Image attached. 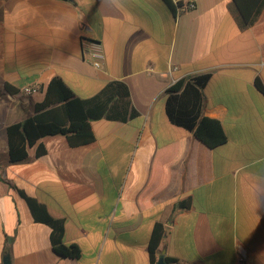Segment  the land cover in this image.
<instances>
[{"label": "crops", "instance_id": "crops-1", "mask_svg": "<svg viewBox=\"0 0 264 264\" xmlns=\"http://www.w3.org/2000/svg\"><path fill=\"white\" fill-rule=\"evenodd\" d=\"M172 1L194 6L0 0V264L7 238L11 264H151L156 222L165 264H236L237 249L264 264V91L255 82L264 87V7L241 27L232 0ZM87 42L99 45V66ZM201 73H209L202 113L227 134L215 148L165 113L167 88ZM55 76L80 98L122 81L137 114L92 119L95 139L85 145L46 135L43 155L9 162L6 127L34 113ZM6 82L18 91L6 92ZM22 191L63 219L77 257L53 250L50 227L33 220Z\"/></svg>", "mask_w": 264, "mask_h": 264}, {"label": "trees", "instance_id": "trees-1", "mask_svg": "<svg viewBox=\"0 0 264 264\" xmlns=\"http://www.w3.org/2000/svg\"><path fill=\"white\" fill-rule=\"evenodd\" d=\"M172 10L190 9L188 2L163 0ZM241 27H247L259 17L264 0H232ZM209 73L182 77L166 90L165 113L170 123L187 131L210 148L227 141V134L220 120L203 115V88ZM256 85L264 91L261 82ZM4 90L16 93L18 88L4 83ZM137 114L131 106L129 91L122 81H111L90 98L77 97L71 88L60 78L53 77L46 85L41 100L34 104V113L21 121L6 127L8 157L11 163H21L43 155L46 151L42 138L46 135L61 134L71 147L91 143L95 139L91 120L101 117L126 121ZM183 143H178L174 158L163 166V184L167 181L169 166L177 160ZM22 198L35 222L48 225L51 229L49 239L53 250L63 256L75 258L79 255L76 245L63 241L64 222L50 215L46 206L36 198L21 192ZM189 200L177 203L175 210L187 208ZM165 233L164 225L156 222L148 241V255L151 264L157 261L159 245ZM11 239L7 238L3 247V260L8 257L11 264ZM173 261L171 258L165 262Z\"/></svg>", "mask_w": 264, "mask_h": 264}, {"label": "built area", "instance_id": "built-area-1", "mask_svg": "<svg viewBox=\"0 0 264 264\" xmlns=\"http://www.w3.org/2000/svg\"><path fill=\"white\" fill-rule=\"evenodd\" d=\"M188 6L192 8L194 6V4L192 2H188ZM87 44H89L88 46H90L92 48L93 54L97 58V60L94 62V65L99 66L98 58L101 57L99 45L94 43V42H91V43L87 42ZM25 91H29V89L26 88ZM236 264H249V262L246 259L245 252L241 249H237Z\"/></svg>", "mask_w": 264, "mask_h": 264}, {"label": "water", "instance_id": "water-1", "mask_svg": "<svg viewBox=\"0 0 264 264\" xmlns=\"http://www.w3.org/2000/svg\"><path fill=\"white\" fill-rule=\"evenodd\" d=\"M2 264H10V261H9L8 257L5 258V259L3 260V263H2ZM155 264H165V263H164V260H163V257L160 256V257L157 259V261L155 262Z\"/></svg>", "mask_w": 264, "mask_h": 264}]
</instances>
